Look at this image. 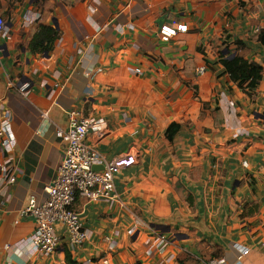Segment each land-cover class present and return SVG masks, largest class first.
Instances as JSON below:
<instances>
[{"label":"crops","instance_id":"0c3cea01","mask_svg":"<svg viewBox=\"0 0 264 264\" xmlns=\"http://www.w3.org/2000/svg\"><path fill=\"white\" fill-rule=\"evenodd\" d=\"M0 16V264H264V0H0ZM172 23L186 31L163 39ZM41 24L58 35L47 54L28 48ZM238 41L263 67L251 94L220 63ZM70 109L104 117L87 142L136 163L115 176L121 203L77 196L84 244L68 249L58 224L54 253L31 254L20 210L46 197Z\"/></svg>","mask_w":264,"mask_h":264},{"label":"built area","instance_id":"2783aa9c","mask_svg":"<svg viewBox=\"0 0 264 264\" xmlns=\"http://www.w3.org/2000/svg\"><path fill=\"white\" fill-rule=\"evenodd\" d=\"M184 31L185 24L172 23L162 24L159 33L163 39H168ZM0 36L7 37L6 22L2 16ZM197 70L200 74L204 72L203 67ZM26 89L27 84H23L17 91L24 95ZM218 101L227 104V122L228 118L235 116V106L223 93H219ZM67 122L66 130L57 131L65 147L55 177L45 187V199L38 203L34 196H30L27 205L20 210L21 215H29L34 221L33 234L24 240L31 254L47 256L54 253L60 242L55 230L58 224L64 228L63 238L68 249H75L84 244L89 238V231L83 227L80 213L73 208L77 196H83L88 201L106 200L121 203L120 193L115 186V176L121 168L136 163L135 154L127 152L108 159L94 145L87 142L88 135L102 139L108 133V123L104 117L86 116L80 110L70 109L67 111ZM93 166L101 168L94 170ZM14 181V175L7 173V182ZM138 222L139 219L135 218L134 224L130 227L131 231ZM166 241L167 239L159 236L151 242L160 245ZM233 246L238 252V259L248 253V248L241 244L234 243Z\"/></svg>","mask_w":264,"mask_h":264},{"label":"trees","instance_id":"16d2710c","mask_svg":"<svg viewBox=\"0 0 264 264\" xmlns=\"http://www.w3.org/2000/svg\"><path fill=\"white\" fill-rule=\"evenodd\" d=\"M57 37V32L53 27L41 24L32 37L28 48L33 53L47 54L52 49V44ZM258 39L261 43H264V28L258 32ZM237 46L232 55H220V63L223 65L224 71L229 74L231 80L236 82L242 90L251 94L262 78L263 67L246 59L239 53V47L243 46L241 41L237 42ZM226 48L228 49L227 46ZM179 128V124L171 123L165 131L166 137L172 140ZM66 259L71 263L68 255H66Z\"/></svg>","mask_w":264,"mask_h":264},{"label":"water","instance_id":"95a60500","mask_svg":"<svg viewBox=\"0 0 264 264\" xmlns=\"http://www.w3.org/2000/svg\"><path fill=\"white\" fill-rule=\"evenodd\" d=\"M223 53H228V50L227 49H225L224 51H223ZM261 116V115H260ZM263 116V115H262ZM99 168H101V166H93V169L95 170V169H99Z\"/></svg>","mask_w":264,"mask_h":264}]
</instances>
